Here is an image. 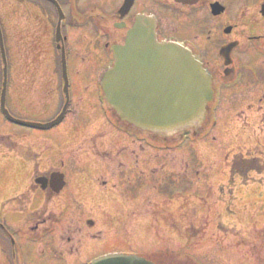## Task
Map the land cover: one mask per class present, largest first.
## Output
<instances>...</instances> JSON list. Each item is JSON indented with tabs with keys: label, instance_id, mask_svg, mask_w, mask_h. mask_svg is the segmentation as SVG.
Instances as JSON below:
<instances>
[{
	"label": "rangeland",
	"instance_id": "obj_1",
	"mask_svg": "<svg viewBox=\"0 0 264 264\" xmlns=\"http://www.w3.org/2000/svg\"><path fill=\"white\" fill-rule=\"evenodd\" d=\"M21 1L23 0H0V22L9 32L7 34L10 37L11 50L14 52L12 69L14 83L19 82L21 78L18 79L17 76L20 72L28 70L27 66L35 72V85L30 91H25L20 86L19 91L15 87L11 90L13 99L16 98L17 91L19 100L21 98V104L16 103L18 108L23 106L31 110L21 114L25 120L46 121L48 114L43 109L51 106V113L54 114L56 106L61 101L55 92L60 83L59 61L49 54H44L39 60L35 57L36 51L26 57L28 43L26 44L23 39L21 25L26 23L27 18L22 16L25 8ZM90 21L88 19V24ZM81 23L84 29L88 28L85 20ZM78 33L88 35V29L86 31L77 29ZM1 73L0 54V75ZM71 78L72 96L74 100L84 98L85 101L80 107H89V121L92 116L98 115L97 107L103 105L100 91L90 83L88 75L85 83L82 82L83 86L77 76L74 77L72 74ZM38 82L40 84L45 82L50 86V92L43 99L37 97ZM82 90L83 94L78 95L77 93L81 94ZM224 94L226 95L222 97L221 104L214 102L210 105V113L200 129L202 133L198 132L183 141L180 134H169L165 142L160 135L153 138L144 134L153 141L157 140L159 145H169L170 155L167 157L163 154L165 157L152 156L144 160L141 151L138 150L145 146L144 143L137 144L134 150L130 149L123 160L118 157L115 149L107 150L108 145L103 148L101 140H93L94 143L91 142L89 146L90 150L86 146L79 154H71L73 149L69 147L48 148V145L45 146L48 141L41 136L55 134V137H58L63 127L41 130L19 126L7 121L1 112L0 133L5 132L10 126L18 133L27 132L38 136L39 139L30 136L24 142L39 152L40 160L54 162L55 166H63L70 174H75L76 163L78 173H83L84 165L88 164V178L93 184L94 192L88 196L90 202L88 201L87 210L88 217L95 225L88 241L82 244L83 249L74 264L92 262L99 256L110 253L139 255L156 259L163 264H264V234H247L242 240H240L242 234H237L250 229H264V172L251 173L252 179L247 178L246 180H249L247 183L240 178H232L230 172V164L241 149L245 156L251 158L258 155L261 157L260 161H264V103L257 105L252 101L232 103L233 100H230L227 93ZM75 105L74 101V108ZM213 121L215 124H212ZM89 126L88 133L91 130ZM6 141L8 138L0 135V144L4 145ZM76 147H84V144H77ZM118 161H122V169L128 168V164L138 163L133 167L136 170L134 174L127 175V171L123 170V176L119 177L120 184L116 187L117 192H120L119 199L123 198L121 192L128 195L125 196L124 203L121 199L120 202H116L118 199L101 194V190L106 189L104 182L108 183V188H112V182L118 183L111 176L113 171H109ZM31 162L33 160L28 158L17 159L10 151L1 147L0 188L6 184L8 176L14 171L23 176L21 186H25L34 167ZM149 174L155 175L154 179L159 186L167 185V198L163 197L158 189L155 194L157 197L160 196L159 198H153L151 195L149 197L152 201L140 197L137 198V204L129 203L126 199L136 196L138 191L135 192V189L139 187L141 180L148 183L153 179L149 178ZM81 176L76 179V187L71 185L70 176H67L69 181L66 191L68 190L70 197L79 186L77 182H85V177ZM91 177L97 180L92 181ZM151 190L153 194L154 189ZM2 194L0 191V206L3 202ZM168 200H173L169 203L170 207L166 206L165 201ZM59 204L54 203V206L58 207ZM186 205L189 210L185 211ZM79 214L85 216L83 212ZM9 222L12 223L11 220ZM206 224L208 225L203 237V226ZM60 231V226L54 230L55 240L56 234ZM238 241L247 246L238 245ZM48 246L50 245L47 242L36 245L35 250L40 251L39 259L27 261L26 264H59L58 260H51L52 253L49 252H53L54 249L49 250ZM56 247L63 249L61 242L56 244ZM55 252L58 253L56 249ZM62 264L71 263L62 261Z\"/></svg>",
	"mask_w": 264,
	"mask_h": 264
},
{
	"label": "flooded vegetation",
	"instance_id": "obj_2",
	"mask_svg": "<svg viewBox=\"0 0 264 264\" xmlns=\"http://www.w3.org/2000/svg\"><path fill=\"white\" fill-rule=\"evenodd\" d=\"M21 2L25 8L22 16L27 18L26 23L21 25L23 39L26 44L28 43L26 57L36 51L35 57L39 60L44 54H49L61 61L62 53L65 51L68 57L71 87L72 74L78 77L81 86L88 75L90 83L102 93V77L114 62L112 47L125 43L129 30L134 26L137 18L143 15L146 19L155 21L160 40L184 43L203 61L213 78L215 103H222V97L226 95L224 93L233 100L232 103L264 102V0H133L131 3L129 0H23ZM88 19L91 20L89 24ZM82 20L88 24L86 28L88 35L77 34V29L86 31L85 27L81 26ZM7 33L9 32L6 29L10 62L6 106L12 115L24 119L21 114L31 110L23 106L19 109L16 105V103L21 104L18 89L20 86L23 90L30 91L35 85V72L31 67L26 66L31 71L20 72L17 78L21 79L14 83V73H12L14 52L11 50V41ZM60 68L62 86L60 83L61 89L58 88L55 92L59 100L61 95L62 98L54 114L51 113V106L43 109L50 116L48 121L55 119L65 104L62 67ZM37 84V97L43 99L50 92V86L45 82ZM14 87L18 91L16 98L13 99L11 89ZM77 94L82 95L83 90L81 94ZM74 101L75 106L79 107L85 100L78 98ZM73 104L71 94L63 119L64 122L69 120V126L63 130V136L56 137L62 146L71 144L75 140V135L82 129L73 121L75 118L70 120L74 112ZM85 108H87L86 126L90 125L97 130L91 141L101 140L103 148L108 145L107 150L115 149L122 160L126 154H129L130 149L134 150L136 145L141 143L140 131L131 127L125 129L126 126L113 110L99 108L100 114L97 107L98 115L92 116L88 122L89 107ZM6 131L7 148L16 151L15 157L23 155V158L33 160L31 163L34 167L25 186H21L23 176L19 175L18 171H14L8 176L6 185L0 188L6 208L1 212L4 218H0V264H26L27 261H37L40 251L35 250V246L44 242L54 246L55 249L56 244L61 242L63 247V249L57 247L58 254L51 252V260L56 259L59 264H62V261L76 263L83 249L82 244L88 241L95 225L88 217L87 210L88 201L90 202L88 196L94 192L88 172L85 174V182H77L79 186L71 193V197L68 190L66 192L67 186L60 193L56 192L59 185L56 174L59 172L60 175V171L67 174L69 172L63 166L50 165L51 163L37 160L34 153L30 152V145L22 143L29 137L27 132L18 133L10 126ZM149 136L156 138L158 135L150 133ZM15 140H19V143L15 144ZM86 144L88 146V140ZM30 154L32 156H29ZM134 166L128 164V168L122 169V161H118L109 171H113L111 176L118 182L119 177L124 174L123 170L127 171V175L134 174L136 172ZM148 176L154 178L151 174ZM70 182L76 187V182L71 180ZM112 183V188H108V183L104 182L106 189L101 190V194L118 199L116 202H120L121 199L124 203L125 193L121 192L123 198L119 199L120 192L116 189L120 182ZM166 186L160 188L161 194L167 190ZM152 188L153 194H151ZM155 188V184L151 186L141 180L139 187H136L138 191L136 196L126 200L136 202L140 197H145L146 200L150 199L151 195L156 197ZM62 199L65 205L61 204ZM54 203L60 204L55 207ZM69 204L75 206L71 207ZM78 212H83L85 216ZM106 212L107 210L104 211ZM58 226L61 231L56 234L55 240L54 230ZM79 236L81 237L78 238Z\"/></svg>",
	"mask_w": 264,
	"mask_h": 264
},
{
	"label": "water",
	"instance_id": "obj_3",
	"mask_svg": "<svg viewBox=\"0 0 264 264\" xmlns=\"http://www.w3.org/2000/svg\"><path fill=\"white\" fill-rule=\"evenodd\" d=\"M156 33L152 21L139 18L125 45L113 47L115 63L102 82L105 97L124 121L144 130L165 132L193 126L203 119L213 100L212 77L189 48L159 41ZM0 39L6 76L8 60L1 28ZM4 94L5 90L3 106ZM92 264L156 263L119 253Z\"/></svg>",
	"mask_w": 264,
	"mask_h": 264
},
{
	"label": "trees",
	"instance_id": "obj_4",
	"mask_svg": "<svg viewBox=\"0 0 264 264\" xmlns=\"http://www.w3.org/2000/svg\"><path fill=\"white\" fill-rule=\"evenodd\" d=\"M264 169V166H259L256 160H244V159H236L232 165V173H249L251 170H261Z\"/></svg>",
	"mask_w": 264,
	"mask_h": 264
}]
</instances>
